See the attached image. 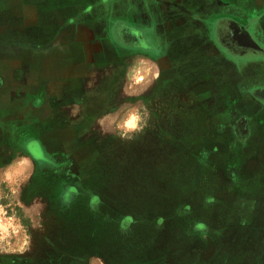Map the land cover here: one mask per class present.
I'll use <instances>...</instances> for the list:
<instances>
[{
    "label": "flooded vegetation",
    "instance_id": "flooded-vegetation-1",
    "mask_svg": "<svg viewBox=\"0 0 264 264\" xmlns=\"http://www.w3.org/2000/svg\"><path fill=\"white\" fill-rule=\"evenodd\" d=\"M5 1L0 0V88L7 86L8 106L0 111V133L12 143L10 150L24 146L22 153L33 162L31 189L53 196L60 188L67 197L90 191L104 161L102 148L108 158L120 148L139 154L145 142L169 140L161 132L169 138L177 128L191 134L192 125L203 154L206 143L217 147L226 141L227 154L215 151L220 158L238 155L250 119L233 110L236 95L248 93V101L264 103V0H41L30 8ZM27 39L38 46L13 47ZM188 52L202 63H193ZM41 55L47 64L39 63ZM19 57L32 62L10 63ZM137 61L152 69L130 103H137L138 121L123 133L112 132L101 121L117 108L115 95ZM48 91L52 95L45 96ZM29 94L32 104L24 100ZM148 97L150 105L144 102ZM122 100L121 107L128 99ZM44 104L45 118L31 110ZM206 121L212 131L205 130ZM149 128L151 135L143 134ZM56 130L64 137L42 145L40 136ZM253 146L258 158L249 161L264 163V144L256 140Z\"/></svg>",
    "mask_w": 264,
    "mask_h": 264
},
{
    "label": "rangeland",
    "instance_id": "rangeland-1",
    "mask_svg": "<svg viewBox=\"0 0 264 264\" xmlns=\"http://www.w3.org/2000/svg\"><path fill=\"white\" fill-rule=\"evenodd\" d=\"M128 72L117 108L101 121L112 132L138 121L130 103L152 69L137 61ZM197 130L170 138L160 130L170 141L145 142L139 154L120 148L108 158L102 146L94 187L70 197L31 189L33 162L0 133V264H264V163L220 158L225 143H206L203 154Z\"/></svg>",
    "mask_w": 264,
    "mask_h": 264
},
{
    "label": "crops",
    "instance_id": "crops-1",
    "mask_svg": "<svg viewBox=\"0 0 264 264\" xmlns=\"http://www.w3.org/2000/svg\"><path fill=\"white\" fill-rule=\"evenodd\" d=\"M33 1H35V3H32L30 5L26 4L25 0H7L5 2L8 3V4H10V3L11 4L19 3V4H22L24 6V8H30L31 5H37V1H41V0H33ZM5 2H3V4ZM33 14H36V12L34 11L32 13V15ZM261 28L264 29V22L261 24ZM31 32L39 33L41 31L31 30ZM21 41L23 43L17 42L18 45H14L13 47L20 46V47L24 48V50L27 49L29 51V50H32L33 48L38 46V45H32V43L28 39L26 41H23V40H21ZM44 46L45 45L42 44V47H44ZM39 47H40V45H39ZM45 59L46 58L43 55H41L40 59H39V63H46L47 64V59L46 60ZM5 62L9 63V61H5ZM25 62L31 63L32 60L31 59L26 60L24 57H19V58H16V60L13 59V60L10 61V63L15 64V66L18 65V64H21V63H25ZM254 65H255V63H250L249 64L250 67H254ZM138 67L139 66L136 67L137 72L139 71ZM141 69H143V66L141 67ZM137 72L132 73L131 76H137L138 75ZM41 73H42V71H41ZM0 75H2V74L0 73ZM2 77L5 78L6 76L3 75ZM127 79H129V78L127 77ZM44 80H47V78L45 77ZM136 82H137V79H136ZM248 88L250 89L251 86H249ZM25 90H27V88L25 89V87H24V91ZM7 91H8L7 86L6 85H2L1 88H0V111H5V109L8 106V104L6 102V98L4 97L5 94L7 93ZM50 95H52V92L51 93H49V91L45 92V96H50ZM29 96H30V98L24 99V100L26 102L29 101L30 104H32L33 95L29 94ZM248 96H249L248 93H245V94H242V95L237 94L236 97L238 99V102H237V105L233 108V110L239 111V113H242L243 115H245L248 118V120L250 119V121L248 122V127L250 128V134L247 137V139L244 142L241 143L242 146L240 147V149L235 152V154H238L235 158L240 157V158L245 159V161L246 160H250L251 158H254V159L258 158V156L255 157V155L258 154L257 152L259 150L257 149V147L254 148V146H253V144H255L256 140H258L259 143L264 144V103L258 105L252 100L248 101V98H249ZM246 99H247V102H245ZM18 104L19 103L13 104L12 105L13 108H15ZM31 110L32 111L34 110L35 114L36 115L38 114V115L42 116V118L47 117L48 114H49L46 104L41 105V106L36 107L34 109H31ZM258 112H260V113L257 114ZM136 123H137V121L135 122V124ZM224 123H225V120H221V124H224ZM134 125L133 124L124 123L123 128L124 129L125 128H129V127H132ZM257 129L259 130V132L257 131ZM63 137H64L63 133L56 130V131H54L52 133L46 132L44 135L40 136L39 140H40L41 144L43 145V143L45 141L48 142L47 140L51 139V140H56L57 141V140H60ZM223 143L226 144L227 142L224 141ZM231 159H232V157L230 158V160Z\"/></svg>",
    "mask_w": 264,
    "mask_h": 264
}]
</instances>
